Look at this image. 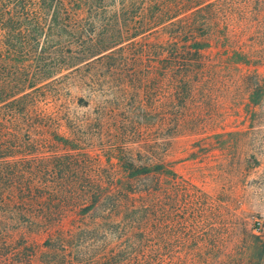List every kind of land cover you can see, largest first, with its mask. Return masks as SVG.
I'll return each instance as SVG.
<instances>
[{
    "label": "trees",
    "instance_id": "trees-1",
    "mask_svg": "<svg viewBox=\"0 0 264 264\" xmlns=\"http://www.w3.org/2000/svg\"><path fill=\"white\" fill-rule=\"evenodd\" d=\"M11 2L23 4L29 26L4 20L2 8ZM224 2L43 0V8L53 7V39L42 44L56 59L37 72L43 24L36 1L0 0V264H210L214 258L217 264H264V239L244 230L237 236L233 226L214 222L219 211L212 199L192 194L164 161L180 133L201 126V92L221 78L215 72L246 64L240 47L229 64L207 51L219 25L233 35L232 6L225 17ZM157 33L167 40L152 46L156 78L153 90L142 92L147 103L126 102L133 87L121 83L115 87L125 103L121 114L104 102L93 119L68 112L63 125L52 128L56 117L45 119L36 100L46 82L82 77L99 65L102 76L95 71L82 81L94 94L107 79L118 81L123 44ZM162 79L165 103L157 99ZM96 140L103 147L92 154L85 148ZM231 239L233 253L218 260Z\"/></svg>",
    "mask_w": 264,
    "mask_h": 264
},
{
    "label": "rangeland",
    "instance_id": "rangeland-1",
    "mask_svg": "<svg viewBox=\"0 0 264 264\" xmlns=\"http://www.w3.org/2000/svg\"><path fill=\"white\" fill-rule=\"evenodd\" d=\"M35 1L43 31L38 37L36 55H41L35 57L34 71L44 72L45 70L39 69H46L45 65L48 64L53 67L56 59L54 50L49 47L45 49L46 45L42 44L45 38L53 39V28L48 31V26L52 25L49 19L53 7L45 9L43 0ZM227 5L232 6L227 20L231 24L229 31L233 30V35L219 25L220 34L213 33L209 38L211 48L207 51L218 62L225 60L229 64L232 50L240 47L245 54L246 64H229V67L225 66L223 70L218 69L215 72L221 78L215 86L204 88L201 92V95H205L199 101L202 111L197 112L203 119L201 126L190 133H180L168 146L164 161L180 180L190 186L192 194L197 192L212 199L219 211V219L214 222L218 223L220 220L221 223L233 226V234L237 236H241L244 230L264 239V84L259 83L264 77V0H225L222 6L223 15ZM22 7L23 4L12 2L4 6V20L22 24L21 28L29 26L22 19ZM219 19L222 20L220 15ZM69 31L68 25L63 40L69 39ZM224 37L232 38L228 43ZM166 40L165 35L157 33L137 38V45L128 47V43L123 44L122 51L116 55L119 59L118 81L107 79V84H99L94 94L82 84V81L85 83L84 78L88 72L82 73L84 77L71 74L66 80L56 81V77L50 79L45 83L47 86L37 94V107L45 119L56 117L54 127L52 126L55 128L63 125L64 121L61 120L68 112L76 119H93L96 110L104 102L108 107L118 108V114H121L119 108L125 103L115 88L121 83L133 87L128 92L130 96L126 102L147 103L146 98L141 97L142 92L148 88L152 91L156 78L150 56L152 46L157 42L165 43ZM95 69L89 77L95 71L103 75L99 65ZM50 70L53 71L52 68ZM243 74L247 76L246 79L242 77ZM159 87L160 97L157 99L160 103H165L167 89L164 79ZM254 99H258L256 103L252 101ZM113 121L110 118L107 120L110 123ZM78 134L83 137L86 132L81 131ZM76 135L71 136L74 138ZM109 141L110 144L115 143L113 139ZM101 147L102 143L96 140L93 145L84 148L92 151V154H98L97 149ZM232 243L231 239L224 244L218 260L222 258L221 254L233 253ZM210 264H217V258Z\"/></svg>",
    "mask_w": 264,
    "mask_h": 264
}]
</instances>
